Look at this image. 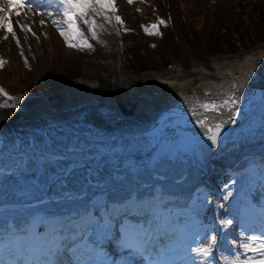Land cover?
<instances>
[{"label":"bare ground","instance_id":"obj_1","mask_svg":"<svg viewBox=\"0 0 264 264\" xmlns=\"http://www.w3.org/2000/svg\"><path fill=\"white\" fill-rule=\"evenodd\" d=\"M173 3L168 0L169 6ZM40 11L53 16L37 15L35 8L25 10L27 19L13 16V27L17 19L35 30L63 18L55 5ZM91 14L97 38L89 36L91 48L84 47L83 76L61 83L52 80L42 92L13 100L0 93V104H17L0 108V141H7L0 152V228L20 206L30 213L25 201L43 196L49 198L47 213L69 215L65 224L74 231L89 221L90 206L98 197L110 206L128 201L129 206L147 208L157 203L154 189L164 196L162 201H180L202 184L213 198L223 168L233 166L229 154L238 147L240 136L260 134L263 142L255 151L264 150V114L258 95L264 77V43L231 56L186 59L181 66L137 78L124 74L115 53L116 12L104 9L103 14ZM105 16L111 17L110 22ZM17 35L28 51L30 33L25 40V33L17 28ZM245 82L251 83L252 98L244 106L246 99L235 95V89ZM204 104H214L215 110L204 109ZM205 118L201 127L197 121ZM153 123L155 127L144 132ZM216 124L223 127L213 145L204 133ZM236 129L242 131L237 140L225 139ZM17 153L22 154L18 160ZM60 196L71 201L55 200Z\"/></svg>","mask_w":264,"mask_h":264},{"label":"rangeland","instance_id":"obj_2","mask_svg":"<svg viewBox=\"0 0 264 264\" xmlns=\"http://www.w3.org/2000/svg\"><path fill=\"white\" fill-rule=\"evenodd\" d=\"M152 1L155 4L154 11H160L163 5L169 9L174 32L158 24L155 15L150 17V22L145 20L150 13L147 10L148 0H132L131 3L125 0L121 3L120 12H123L126 22L120 29L117 28L119 38L114 25L112 33L118 44L115 43V53L121 59L123 72L127 76L140 78L148 73L181 66L186 59L199 60L201 56L220 54L231 56L264 43V0H176L171 7L168 6V0ZM147 23L156 25L152 28L155 31H165L164 35L159 37L155 32L150 34ZM40 34L43 42L38 38ZM38 35L32 36L31 40L36 55L30 54L28 44L27 57L21 55V48L6 42L0 30V60L6 58L5 65L0 67V83L2 80L5 83L3 85L17 89L18 93L26 92L24 85L35 88L37 76L42 85L54 79L58 82L69 80L72 77L70 75L75 76L71 80L82 76V50L73 49L64 37H56L52 30L48 34L40 29ZM36 56L39 57L40 65ZM240 132L238 129L232 136ZM236 179H232L222 192L224 203L232 200L234 207L235 200L239 198V189L245 185V182ZM199 191L203 192L202 189Z\"/></svg>","mask_w":264,"mask_h":264},{"label":"snow or ice","instance_id":"obj_3","mask_svg":"<svg viewBox=\"0 0 264 264\" xmlns=\"http://www.w3.org/2000/svg\"><path fill=\"white\" fill-rule=\"evenodd\" d=\"M132 0H129L131 3ZM53 5L56 6L57 12L62 15L61 20H52L54 26L57 27V30L60 32V35L64 37L65 42L68 43L70 47H81L83 50L84 47L91 48V44L88 43L89 36L92 39H96L95 33V22L91 20L89 16V10L96 12L98 15L103 14L104 9H111L113 13L116 12V8L113 6V0H0V30L5 32L3 39H8V34L11 35L12 39L15 40L16 44L20 45V37L17 35V28L19 31L24 32V39H27V33L35 35L31 31V27L28 23L21 22V20H16V28L12 25V17H21L24 15V19H27L25 15V10L30 12L33 8L36 9L37 15H44L47 17H52V12H41V8H50ZM105 20H111V17L105 16ZM115 20L123 23L120 16H115ZM34 22V21H33ZM40 24H44V20L39 21ZM161 24L165 23V20L161 19L159 21ZM82 25L84 27H82ZM152 28H155L156 25H152ZM85 28L88 35L85 34ZM147 32L148 29L146 28ZM151 34V33H150ZM77 41L79 43H77ZM23 56V51H21ZM4 63L3 60H0V66ZM27 63V61H26ZM251 75V73H249ZM0 93H4V90L0 88ZM10 100L14 99L9 97ZM235 103L236 101H232ZM16 103H4L0 104V108H16ZM202 107L206 110H215V105L204 104ZM205 119H200L197 121L201 127L205 126ZM221 124H216L211 127L205 128V136L208 140L214 145L216 143L217 137L220 134ZM147 215V214H146ZM154 221L145 220L142 224H128L125 223L122 227L123 239L121 247L123 249H129L128 253L131 257H140L142 264H144V256L148 257L147 264H159L158 261H152V251L154 245L152 242V231L151 224ZM227 224H231L232 221H226ZM145 225H148L146 228ZM110 230L109 225H105L103 234L101 238H106L108 231ZM63 234V233H62ZM227 234H225L226 238ZM199 242L196 244V247H188L187 251L189 253H195L193 259L199 258H208L212 252V248L217 246V240L219 237L217 235L208 236L205 232L203 235L198 234ZM35 239V238H34ZM259 240V244L256 247H251V244H255ZM66 241H70L66 243ZM251 243L245 242L241 245V248L244 252V259H241L239 251H236V254L228 262V264H264V238L253 236L250 238ZM231 244H236V240H232ZM206 245V246H205ZM75 240L71 237H66L61 241V245L54 252L49 253L51 264H62L60 257L67 254L70 256H76L75 254ZM251 250L254 255L252 257L247 256V252ZM94 251V249H93ZM233 251V249H229ZM72 264H83L79 262L78 259L72 260ZM89 264H96V262L89 260ZM115 264V262H113Z\"/></svg>","mask_w":264,"mask_h":264}]
</instances>
